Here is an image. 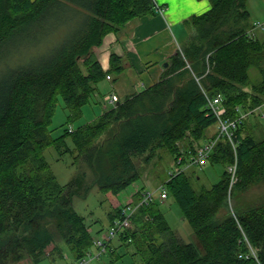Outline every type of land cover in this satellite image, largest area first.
I'll return each mask as SVG.
<instances>
[{
  "label": "trees",
  "instance_id": "obj_1",
  "mask_svg": "<svg viewBox=\"0 0 264 264\" xmlns=\"http://www.w3.org/2000/svg\"><path fill=\"white\" fill-rule=\"evenodd\" d=\"M209 1L207 11L184 20L188 37L160 80L109 106L99 83L108 75L116 82L126 60L112 52L105 70L97 48L108 33L130 36L137 19L158 14L155 0H0V264L61 255L60 240L74 262L85 256L94 235L73 198L95 185L120 193L164 151L177 163L163 183L167 198L180 205L195 241H186L160 203L144 201L146 191L139 190L130 201L131 226L119 233L122 243L135 246L142 264H264V193L250 192L264 184V137L244 133L245 116L235 147L220 139L208 162L225 169L211 186L198 185L203 168L178 163L218 125L211 98L220 94L225 116L233 118L264 104V34H249L255 22L249 1ZM60 97L68 123L89 104L103 103L102 112L54 137ZM51 146L73 153L77 169L66 184L47 160ZM236 157L238 180L231 186L228 167ZM122 211L109 213L111 224Z\"/></svg>",
  "mask_w": 264,
  "mask_h": 264
},
{
  "label": "rangeland",
  "instance_id": "obj_2",
  "mask_svg": "<svg viewBox=\"0 0 264 264\" xmlns=\"http://www.w3.org/2000/svg\"><path fill=\"white\" fill-rule=\"evenodd\" d=\"M248 1L251 6L252 19H256V21L264 23V0ZM183 5L185 9L184 14L190 17L191 14H189L187 1H184ZM181 29H184L187 33L189 32V28L184 22L181 23ZM262 32L264 33V28L262 29ZM256 73L257 72L254 71L253 78L256 76ZM104 81L108 82L107 80ZM110 84H112L111 81L108 82V85H106L102 91H107L111 87ZM99 87H102L101 82L99 83ZM102 104L103 103L97 102L86 105L84 107L83 116L72 121L71 123H68V110L65 107L63 99L60 97L53 121L50 125L52 135L57 137L63 133L64 127L76 128L80 124L94 119L99 113L102 112ZM107 105L110 106L111 104ZM245 114L247 125L244 133H251L258 138H263L264 104L254 111ZM216 128L217 125L209 127L207 134L211 135L214 133ZM204 139L205 138H203L202 141H204ZM67 142L71 148L74 147V143L70 137H67ZM45 154L60 183L66 184L76 173L77 169L73 164V153L67 151L60 155L59 151L54 146H51L46 150ZM176 164L173 160V157L164 151L163 157L158 160L157 163L151 164L141 179L137 180L122 190L120 193L114 194L112 192H103L97 185H95L86 197L75 196L73 198V205L75 209L85 217L94 237H99L104 235L110 227V212H112L118 206H121L124 209L126 205L130 203L131 199H133L134 194L139 190L153 192L155 200L160 203L161 208L165 212L171 226L176 229L186 241H195L193 229L189 221L184 217L178 202L172 197H169L165 200L160 199V188L164 181L168 178L169 172L174 169ZM202 168L203 170H199V175L201 178L198 182V185L200 186H211L217 182L221 178L225 169L223 164H213L211 162H207V164ZM193 169L198 170L196 166H194ZM250 192L255 194H257V192L264 193V184L261 186H254ZM233 203L234 199L231 200V204ZM59 243L62 249V254H55L54 256L48 255L38 264H72L74 260L69 246L63 240H60ZM92 263L142 264V259L140 254L136 253L135 246L132 243L124 244L119 239V236H116L112 240V248L103 253L100 258L94 259Z\"/></svg>",
  "mask_w": 264,
  "mask_h": 264
},
{
  "label": "crops",
  "instance_id": "obj_3",
  "mask_svg": "<svg viewBox=\"0 0 264 264\" xmlns=\"http://www.w3.org/2000/svg\"><path fill=\"white\" fill-rule=\"evenodd\" d=\"M155 1L161 9L158 14L137 19L129 29L130 36L108 33L103 44L97 48L99 60L105 70L110 67L112 52L124 56L126 60V69L116 82L108 77L105 79L112 82L111 89L102 91L108 82H101L102 87L99 89L102 94L108 92L115 93L118 97L125 96L159 81L169 65V58L180 49L182 42L188 37V33L181 29V23L188 18V15L184 14L183 2L187 1L191 15L201 14L211 7L209 0ZM249 9L251 11L250 4ZM256 34L261 36L264 33L257 29ZM165 62H168V65L165 66ZM191 167L194 166L187 168ZM19 264L33 263L26 259Z\"/></svg>",
  "mask_w": 264,
  "mask_h": 264
},
{
  "label": "built area",
  "instance_id": "obj_4",
  "mask_svg": "<svg viewBox=\"0 0 264 264\" xmlns=\"http://www.w3.org/2000/svg\"><path fill=\"white\" fill-rule=\"evenodd\" d=\"M161 11V9H160ZM264 23L260 21H255L253 28L249 31L251 36H256L257 29H263ZM111 76H108L110 78ZM222 96L219 94L209 100V104L211 108L216 112L218 116V125H217V134L213 137H208L204 139V141L199 142L195 145L193 150H189L188 154L185 155L187 161H183V156L178 159V163L185 165L183 168H187L188 166H197L203 167L207 164L210 154L215 149L218 141L222 138H227L235 147L234 134L235 129L242 122L243 118H245L246 114L241 113L238 118L226 117L225 116V107L222 103ZM105 102L109 104H114L118 100V96L115 93L106 94L104 96ZM181 167H179V170ZM231 173V186L238 180L237 176V157L236 161L229 165L228 167ZM175 171V170H173ZM172 171V172H173ZM170 172V174L172 173ZM160 199L165 200L168 197L167 188L162 185L160 188ZM153 192H146L144 194V201L154 200ZM135 211V206L131 203H128L126 207L122 211V216L116 218L113 223L108 228L107 232L104 235L99 237H94L93 245L87 250L85 256L76 260L72 264H93L92 261L96 258H100L103 253L107 252L109 246H111L112 240L119 236V233L131 226V215ZM251 254L256 255V251L251 247ZM246 257H249V254H246Z\"/></svg>",
  "mask_w": 264,
  "mask_h": 264
},
{
  "label": "water",
  "instance_id": "obj_5",
  "mask_svg": "<svg viewBox=\"0 0 264 264\" xmlns=\"http://www.w3.org/2000/svg\"><path fill=\"white\" fill-rule=\"evenodd\" d=\"M164 65H165V66H166V65H168V62H165V64H164Z\"/></svg>",
  "mask_w": 264,
  "mask_h": 264
}]
</instances>
